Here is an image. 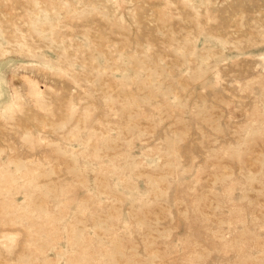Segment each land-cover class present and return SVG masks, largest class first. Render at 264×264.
<instances>
[{
  "label": "rangeland",
  "instance_id": "374dc122",
  "mask_svg": "<svg viewBox=\"0 0 264 264\" xmlns=\"http://www.w3.org/2000/svg\"><path fill=\"white\" fill-rule=\"evenodd\" d=\"M0 264H264V0H0Z\"/></svg>",
  "mask_w": 264,
  "mask_h": 264
}]
</instances>
